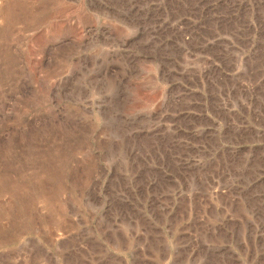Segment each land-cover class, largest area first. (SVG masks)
Listing matches in <instances>:
<instances>
[{
    "label": "rangeland",
    "instance_id": "obj_1",
    "mask_svg": "<svg viewBox=\"0 0 264 264\" xmlns=\"http://www.w3.org/2000/svg\"><path fill=\"white\" fill-rule=\"evenodd\" d=\"M24 1L0 264H264V0Z\"/></svg>",
    "mask_w": 264,
    "mask_h": 264
},
{
    "label": "bare ground",
    "instance_id": "obj_2",
    "mask_svg": "<svg viewBox=\"0 0 264 264\" xmlns=\"http://www.w3.org/2000/svg\"><path fill=\"white\" fill-rule=\"evenodd\" d=\"M22 2H25L24 0H22ZM4 8L6 7V8H9V2H5L4 3V6H3ZM3 7H0V14H4V12H3ZM8 16V15H7Z\"/></svg>",
    "mask_w": 264,
    "mask_h": 264
},
{
    "label": "built area",
    "instance_id": "obj_3",
    "mask_svg": "<svg viewBox=\"0 0 264 264\" xmlns=\"http://www.w3.org/2000/svg\"><path fill=\"white\" fill-rule=\"evenodd\" d=\"M252 94V93H251Z\"/></svg>",
    "mask_w": 264,
    "mask_h": 264
}]
</instances>
